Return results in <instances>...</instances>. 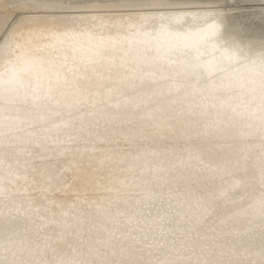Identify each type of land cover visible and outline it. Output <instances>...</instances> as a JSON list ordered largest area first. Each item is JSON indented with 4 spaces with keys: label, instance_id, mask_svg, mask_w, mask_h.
<instances>
[{
    "label": "snow or ice",
    "instance_id": "6c2138e0",
    "mask_svg": "<svg viewBox=\"0 0 264 264\" xmlns=\"http://www.w3.org/2000/svg\"><path fill=\"white\" fill-rule=\"evenodd\" d=\"M12 3L15 8L45 14L25 16L9 41L0 44V218L27 220L31 230L44 242L35 243L29 249L28 258L14 254L6 264H264V47L256 52L247 44L231 42L235 50L231 60L245 67L250 63L256 70L247 78L229 76L218 84L206 85L205 89L193 84V96L204 90L209 94L203 102L196 103L180 98L185 85L178 77L198 80L205 68L200 57L179 48L157 47V41L162 34L177 36L175 29L179 25L197 28L210 21L212 34L221 38V23L216 14L120 16L106 20L100 15L73 16L72 13L100 11L105 7L164 9L177 5L171 0H12ZM57 12L65 15L58 16ZM156 24H159V33L147 31L149 25ZM112 32L130 34L131 45L125 42L121 47L106 39L105 33ZM84 37L87 39L77 46ZM172 55L180 58L179 69L170 64ZM253 55L258 57V64L252 59ZM69 62L71 67H68ZM125 88H131L140 99L128 96ZM236 88L243 90L241 102L236 105L230 102L231 97L223 99L217 95ZM153 98H168L169 102L140 113L144 101ZM210 109L216 110L215 117H211ZM121 110H126L123 116ZM92 117L100 118L93 121ZM235 117L248 121L243 126L247 131H243ZM101 120L106 143L118 144V136L146 141L162 131L180 136L193 124L197 135L206 138H225L234 133L258 136L261 195L238 214L252 216L246 231L258 232V239L253 236L247 244L237 246L219 243L216 230L212 236L198 231L211 214L213 201L227 198V191L221 190L197 201L200 215L183 230V238L178 243L173 241L166 250L155 239L149 243L147 235L128 233L116 239L115 234L109 232L91 258L45 259L41 250L50 247L47 243L50 226L66 228V220L58 217H67L76 207L82 187L86 189L88 184L96 182V177L76 158L82 160L85 153L97 151ZM125 124L132 125L127 133ZM49 151L55 152L57 157L73 159L63 166L59 159L55 164H33L35 157L43 158ZM145 155L154 158L145 162L146 170L163 176L189 166L192 160L200 161L199 155L191 152L186 158L177 155L179 164H175L156 150L149 153L144 149L142 153L138 149L135 154L120 155L108 149L102 153L98 164L102 167L113 162L116 156L119 163L130 158L134 164H140ZM140 166L145 167V164ZM69 171L73 174L72 184H68L66 173ZM240 183L237 180L231 187H238ZM64 186L74 191L76 201L43 203L47 193L54 189L64 191ZM22 187L26 194H22ZM157 195L148 191L144 198ZM53 206L60 211H54ZM96 207L116 222L109 208L101 204ZM219 234L220 237L226 235L222 228ZM160 235L163 237L164 233Z\"/></svg>",
    "mask_w": 264,
    "mask_h": 264
},
{
    "label": "bare ground",
    "instance_id": "6f19581e",
    "mask_svg": "<svg viewBox=\"0 0 264 264\" xmlns=\"http://www.w3.org/2000/svg\"><path fill=\"white\" fill-rule=\"evenodd\" d=\"M206 12H211L218 16L221 23V38L212 34L210 21L208 24L200 25L197 28L179 25L175 29V32L178 33L177 36L170 37L167 34H162L159 35L157 41V47L179 48L190 52L193 56L200 57L205 68L202 69L198 80L194 77H178L181 83L185 85L180 91V94H182L180 97L200 103L203 102L204 97L209 94L207 90H204L193 96V84L198 88L205 89L206 85L218 84L222 79L229 76H243L247 78L256 70L250 63L245 67L231 60L235 50L230 43L235 41L241 44H247L253 51L258 52L261 47H264V38L257 40L244 39L245 37L242 38L236 31L231 30L232 26L226 25L223 16L224 13L211 9H147L128 13L99 12L76 14L74 16L100 15L107 20L120 16L140 18L144 16L161 15L183 16L204 14ZM147 31L159 33V24L149 25ZM12 32L8 35L6 42L9 41ZM105 38L121 47L124 46L125 42L129 45L132 43L130 34L128 33H105ZM86 39V37L81 38V41L77 42V46ZM116 59L118 61V54ZM252 59L257 60L258 64L257 56L253 55ZM170 64L174 69H179L180 58L177 55H172L170 57ZM71 66V62H69L68 67ZM224 69H227V71H223ZM0 71H2V69H0ZM64 71H67V69L65 68ZM103 71L106 73L107 65H105ZM106 82L110 83L109 81ZM124 91L128 96L135 97L138 100L140 99L131 88H125ZM217 95L223 99L231 97L232 99L230 102L236 105L241 102L243 90L236 88L231 92H221ZM168 102V98L145 100L139 112L142 113L148 109L163 106V104L166 106ZM125 111L126 110H121L120 115L123 116ZM127 111L130 112L131 110ZM210 112L211 117L216 116L215 109H210ZM221 115L223 116V114ZM228 115L231 116L232 113L229 111ZM99 118L100 117H92L91 119L95 121ZM235 119L239 121L241 128L248 123L246 120L241 121L239 117H235ZM192 126L195 128L189 130V133H184L179 137L162 131L159 135L146 141L140 138L125 139L123 136H118L116 137L118 140L117 144L104 142V124L101 120L100 128L98 129L101 133V139L96 143L97 151L94 154L85 153L82 160L79 157L76 158L87 171H91V174L96 177V182L88 184L86 189L82 187V195L76 203V207L70 211L67 217H58V219L66 220V228L57 227L55 225L50 226V231L48 232L50 238L47 240L50 247L47 249L42 248L41 255L45 259L91 258V256L94 255V249L99 247L100 241L107 239L109 232L114 233L116 239L128 233L137 236L147 235L149 243L155 239L159 244L164 245L166 250L171 246L173 241L178 243L183 238V230L190 227V221H194L195 218L200 215L201 208L197 201L200 198H207L209 194H215L221 190L227 191V198L214 200L212 203V212L209 216L225 208L222 217L215 223H208V221L205 220L206 222L199 226L198 231L202 235L212 236L213 230H216L219 243L226 242L228 244H236L237 246L247 244L252 239L248 237V234H243L244 236H241L240 234L235 235L233 232L241 233L242 231H246L247 227H249V221L252 220V216L250 214H238L243 209L248 208V205L252 203L253 200L259 199L261 195L262 189L258 180V169L260 167L259 137L253 138L235 135L234 133L225 138H206L197 135L196 125L193 124ZM117 127H119L118 123ZM131 127L132 125L125 124V133H127ZM243 131H247V129L243 128ZM233 136H235V138H233ZM181 137L187 138L182 139ZM163 141L174 142L177 146L165 147L164 144H158V142ZM201 144L207 147L212 146L219 151H224L226 148L232 149L233 151L231 152L234 156L238 158H254L256 159L255 164H253V167L250 166L252 162L249 161L243 164L239 162L240 164L238 163L235 166L213 164V162L209 160V154L207 153V156L204 154V148L199 149V147H197ZM141 145L143 146L142 148ZM108 149H112L120 155L125 153L135 154L138 149H140L142 153L144 149H147L149 153L156 150L158 153L164 154V157L171 161V163L175 164H179V161L175 158L177 155L186 158L189 152H191L194 155H199L200 161L192 160L189 166L180 168L173 174L161 178L163 174L146 170L147 164L145 162L154 159L151 155H145L144 160L140 162V164H145V167H141L140 164H134L130 158L123 163H119L117 162L119 161V156H116L113 162L106 163L101 167L98 164V160L101 158L102 153ZM196 150H200L201 153ZM57 159L60 160L61 166H63L68 160L73 158L71 156L57 157L55 152L49 151L43 158L39 156L35 157L33 159V164L36 166H39L41 163L55 164ZM89 165L91 166L90 168ZM165 166L168 165L166 164ZM248 167L252 168L249 169ZM232 169H237L238 172ZM215 172H217V174ZM157 174L160 177H157ZM66 175L69 177L68 184H72V172L69 171ZM173 178L182 179L184 182L177 185L175 181H172ZM237 180L241 181L240 185L232 188L231 185ZM197 181H200V183H196ZM20 183L24 185L23 180H21ZM194 183H196V187H194ZM185 185H190L192 188L190 187L189 189H195V192L188 194L190 191L187 189L178 190V186L182 187ZM64 187V191L54 189L47 193L46 198L43 199V203L48 204L49 200H53L65 201L71 204L76 201L74 191L71 188H67V186ZM253 190L258 191L259 194L254 195L255 192L252 193ZM148 191L158 193V195L145 199V193ZM21 192L22 194H26L24 193L23 187L21 188ZM97 204L109 208L111 216L116 218V222H113L112 219L103 212V209L98 210L96 207ZM53 210L56 212L60 211L59 208L54 206ZM64 210L69 211L67 208ZM12 215L16 214L13 213ZM221 221H224L225 224H221ZM241 223H244L246 226L238 227L237 225ZM221 228L224 233H226L223 237H220L219 234V229ZM161 232L164 233L163 237L160 235ZM37 242L43 243V238L41 237L38 239L36 234L31 230L27 220L23 218L12 220L11 217L0 218V243L20 245L23 249L17 254L20 258H28L29 249L34 247Z\"/></svg>",
    "mask_w": 264,
    "mask_h": 264
},
{
    "label": "rangeland",
    "instance_id": "374dc122",
    "mask_svg": "<svg viewBox=\"0 0 264 264\" xmlns=\"http://www.w3.org/2000/svg\"><path fill=\"white\" fill-rule=\"evenodd\" d=\"M171 2L177 6L171 7V8H164V9H152V8H147V7H133V8L119 9L115 7H110V8L105 7V8H102L100 11H92V12L74 11L72 15L74 16L76 14L99 13V12L100 13H111V12L128 13V12H133L137 10H147V9H151V10H174V9H192V8L193 9H211V10H216V11L224 13L223 16H224V21L226 25L232 26L231 30L236 31L238 35L241 36L242 38L245 37L244 39H250V40L251 39L257 40L260 38H264V0H171ZM44 14H45L44 12H40V11L24 10V9L15 8L13 7L12 0H0V44H4L6 42L8 35L15 29L16 25L25 16L31 15V16L39 17ZM56 14L58 16L65 15V13H59V12H57ZM181 95L182 94H180L179 96ZM164 105L165 104H163V106ZM194 128H195L194 126L191 127V129H194ZM187 133H189V131H187ZM181 138L186 139L187 137H181ZM158 144H164L165 147L167 146L176 147L177 146L176 144H174V142H171V141L158 142ZM197 147H199V149L204 148L203 149L204 154L206 156H207V153L209 154V160L212 161L213 164L215 163V164L235 166L239 162H242L241 164H243L247 161L252 162L251 163L252 165L249 164L252 167L254 166L253 164H255L256 159L254 158H251V157L238 158L234 156L231 152L233 151L232 149L226 148L224 151H219L217 148H214L212 146L207 147L204 144L198 145ZM196 151L201 153L200 150H196ZM40 165H42V163ZM252 167H248V168L250 169ZM232 170H236V172H238L237 169H232ZM217 172L215 173L217 174ZM157 177H160V176L157 174ZM172 181H175V184L177 185H180L182 182H184L182 181V179H178V178H173ZM196 183H200V181H197ZM196 183H194V185ZM182 187L178 186L177 188L178 190H184V189L189 190L190 192H188V194L195 192L194 191L195 189L194 190L189 189L191 187L190 185H187V186L185 185ZM194 187H196V185ZM253 192H255L254 195L259 194L258 191L256 190H253L252 193ZM160 198H163V197H160ZM224 209L220 211L218 210L215 213H213L211 216H208L206 221H208V223L217 222L222 217ZM237 226L242 227L246 225L244 223H241ZM243 234H248L249 238H253V236H255L258 239V232L250 234V233H247L246 231H242L240 235L242 236Z\"/></svg>",
    "mask_w": 264,
    "mask_h": 264
},
{
    "label": "clouds",
    "instance_id": "9594fccd",
    "mask_svg": "<svg viewBox=\"0 0 264 264\" xmlns=\"http://www.w3.org/2000/svg\"><path fill=\"white\" fill-rule=\"evenodd\" d=\"M22 250L20 245L0 243V264H6V262L11 261L13 255H17Z\"/></svg>",
    "mask_w": 264,
    "mask_h": 264
}]
</instances>
